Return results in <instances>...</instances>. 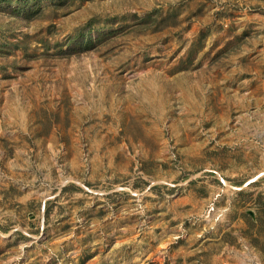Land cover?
I'll list each match as a JSON object with an SVG mask.
<instances>
[{
  "label": "rangeland",
  "instance_id": "1",
  "mask_svg": "<svg viewBox=\"0 0 264 264\" xmlns=\"http://www.w3.org/2000/svg\"><path fill=\"white\" fill-rule=\"evenodd\" d=\"M0 264H264V0H0Z\"/></svg>",
  "mask_w": 264,
  "mask_h": 264
}]
</instances>
